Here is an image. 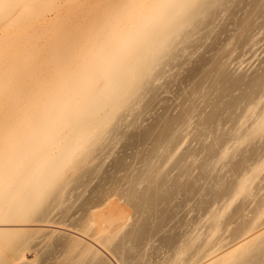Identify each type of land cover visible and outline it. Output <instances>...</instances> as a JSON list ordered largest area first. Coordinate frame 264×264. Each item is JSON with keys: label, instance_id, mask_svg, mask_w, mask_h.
I'll use <instances>...</instances> for the list:
<instances>
[{"label": "bare ground", "instance_id": "1", "mask_svg": "<svg viewBox=\"0 0 264 264\" xmlns=\"http://www.w3.org/2000/svg\"><path fill=\"white\" fill-rule=\"evenodd\" d=\"M213 1L214 3L217 2L216 0ZM210 3H207L206 0H0V42L1 44H6L2 49L3 53L0 52L1 264H19L20 261H23L22 259L26 258L22 253L26 252L27 247L28 250L32 248L31 250L34 253L36 250H33V248L36 247L37 244L39 245V243H36L38 242L37 236L41 233L39 232L37 236V232L31 233L32 235L35 234L36 238H33L30 236L31 234L29 235L30 230L26 228H6L5 226H23L24 224L28 225L30 222L36 221L37 223H49L48 219L53 217V215L47 217L48 214L50 215V209L53 206L58 207L64 203L63 196L66 190H68V193L71 195L70 190L73 192L76 188L72 189L69 181H77L83 177L85 178V175L83 174V176L80 172H84L82 168L84 166L86 167V163L88 162L83 163V161H85L90 153H96L94 152L96 149L93 150L96 143L94 144L91 142L92 138L95 139L96 137H100V140L102 139V130L107 128L108 122L117 114L116 112H118L119 109H124V107H126L125 105L130 103L129 100L132 99L131 102L136 100L135 95L143 86L142 84L146 78L150 79L155 69L159 67L157 64L161 62L162 58L164 60V54L166 56V52L174 47V41L180 39L179 36L182 32H189L193 19L205 14L206 10H208L207 8L212 6ZM203 17L205 16L203 15ZM180 40V43H182L183 39ZM163 60L162 64H164ZM139 94H137V96ZM137 104L134 105L136 106ZM100 131L101 133L99 134ZM97 141L99 145L103 144H100L101 141L98 139ZM101 147L103 148L101 151H104L105 148L103 145ZM98 148H100V146L97 145V150H99ZM164 148L166 149V147ZM93 153L92 158H90L92 160L94 156L96 158L98 157L97 153L94 156ZM89 157L86 161H88ZM159 158L161 157L159 156ZM97 159L94 158V162L90 161L91 163H96L95 161ZM148 162L150 163V161ZM151 162L153 163V160ZM82 163L84 164L82 165L83 167L81 166ZM103 164L104 163H102V166H104ZM157 165L154 163L153 166H147L151 168L148 170L149 175L151 174L150 172H152L151 170H153L152 167H156ZM79 166H81V168ZM160 167L161 166H159V168ZM98 168L102 169L100 166H97L98 171L94 168V172H99L100 170ZM76 170H79V172ZM146 170L143 171V174L141 172L142 170L140 171L141 173L138 172L140 174L138 176V181L137 178H134L137 173L134 174L135 176H133L132 179H136L135 181L137 182H132L130 179L129 182L133 185L135 183V185L132 187L128 186L136 190L138 189L136 185L139 187L143 181L148 184L147 181L155 175L153 176L152 174L147 181L145 179L142 180L140 176L146 178L148 175L145 174V172H147ZM73 171L79 174L78 179H74L77 174ZM70 173L71 176L73 173L75 174L72 178L74 180H70L71 177H68ZM67 177L69 181H67ZM96 177L97 175L93 176L92 179H96ZM247 179L244 177L238 180L239 182H237L236 185H233L230 189L227 188L228 190L225 192L221 191V195H218L220 198L227 196V199L231 201V203L229 202L230 204L227 203L229 208L232 201L235 202V199L237 198L238 200L244 191H248L245 190ZM81 181L83 182L82 179ZM122 183L124 184V182ZM82 185H85V183ZM120 185L121 184H119V186ZM65 186H69V189ZM116 188H118V186ZM126 189L129 190L128 187ZM132 189H130V191L133 192H131V194H137V192ZM117 190L116 193L119 192H117ZM122 191H124V188ZM68 193L65 197L68 196ZM128 193L130 192L128 191ZM128 193L127 196L131 195ZM172 193L168 194L169 197ZM177 193L180 194L179 192ZM183 194L177 196H183ZM73 195L74 194H72V196ZM117 195L119 196L120 194L118 193ZM124 195L125 194L121 195L120 198L123 196L124 200H127L128 197ZM168 195L165 196L168 197ZM244 195L242 196L243 207L240 203L238 206L237 202V204L235 203L236 207L234 204V207L230 208V211L225 214L220 213L219 215V212L215 214L216 211L214 214H211L210 219L212 218V220H210V223L208 222L209 224L206 226V230H201L203 223L200 226L198 225L199 230L198 228H196L197 230H192L193 226L191 228V223L187 225L186 222L188 220H185L187 219L186 217L184 219V216L187 214L186 212L182 217V219H184L183 221H185V227L179 224V227H177V222L175 221L176 224H172L174 232L175 229H180L178 234L175 232L177 235H174L171 241V247L174 246L175 254L173 258L176 260L175 262L172 260L171 264H264V218L262 219L264 208H260V203V206H258L257 203V205H254L255 207L252 206L253 208L248 209V205H244L248 203V201L244 203V199L248 198V196L245 198ZM135 196L136 195L129 197L130 199L128 198L127 201L131 202L135 200V198H137ZM174 196H172V198H174ZM250 196L251 195H249V197ZM167 197L165 199H167ZM169 197L168 201H170ZM184 197H186V195L182 198L186 202L188 195L186 199ZM176 198L179 204L180 200L178 197ZM66 199L67 198L64 200ZM175 199L173 200L175 201ZM76 200L79 199L76 198ZM71 201L72 200H70L72 206H70V203L68 204V201L66 202L67 204H64L72 209L75 208L77 201L76 203L72 201L73 204ZM174 201L166 203L171 204L172 202L174 203ZM126 203L129 205L128 202H125V204ZM137 203L138 206L140 202ZM173 203L171 206L169 205L170 208L173 206ZM136 204L134 205L136 206ZM175 204L177 203L175 202ZM77 205L81 204L79 203ZM111 205H113V203ZM262 205L264 206V204ZM50 206L51 208L49 209ZM106 206L104 211L98 215H94L95 213L93 211L87 213L89 217L86 219V222L88 223H85L86 226L82 225L85 227V229L82 228L85 230H83L84 232H81L82 230H77L78 227H82L79 225L81 223H77L80 222L82 218L79 219V221L78 219L77 221L74 220L79 226L77 227L75 224V229L73 230H77L76 232H81V234L86 236L89 240L91 239L89 241L84 240V238L81 239L79 235H76V237L74 236L72 247H74V252L78 253L80 256L77 258H84L83 260L88 259L87 256L93 252L95 255L93 254L89 257L93 260V263L96 261L95 264H110V262L106 261L104 258L101 259L102 256L98 258L101 259V261L96 260L97 257L95 256L98 255L99 257L102 254L101 249L98 247L101 245L107 247L108 244L105 243L111 239V235H113L114 232H117L116 230H118L116 233L118 234L125 228L130 216L127 215V213L125 214L123 209L119 210L122 211V213H112L113 211L111 212V210H109L112 206L109 208L108 204ZM184 206L185 205L177 206L176 208H183ZM67 207L65 208L66 210L68 209ZM61 208H58V211H60L59 209ZM182 208L180 212L184 211ZM229 208L227 207V209ZM55 209L51 211V214L53 211L56 212ZM61 210H64V208ZM65 211L60 212L63 213ZM67 211L70 212V210ZM164 211L168 213L166 209ZM69 212H66V215H68ZM176 212L180 213L177 210ZM136 213L138 212L136 211ZM140 214L138 216L139 218L141 217ZM61 216L66 218L63 214ZM134 217L136 216L134 215ZM83 218L82 221L85 220L84 216ZM131 218H133V216L130 217V219ZM235 218H240L241 221L238 222ZM66 219L69 220V217ZM182 219L178 220L182 221ZM234 219L239 224H235L237 226H231L234 228L230 229V225L233 223L232 221ZM53 221H55L54 224H59V221L58 223H56L57 220ZM60 221L63 222L64 219ZM201 221L203 220L201 219ZM115 222L117 223V227L113 230L114 232L112 231L111 233L108 229L109 227H113L110 229H114V224H111ZM181 224H184V222ZM197 224L195 225L196 227H198ZM220 224L223 226H220ZM188 226H190L191 230ZM89 230L92 232L90 231L88 234ZM228 231L229 233L225 235V232ZM229 235L230 237L232 236V238L228 237L231 239L228 241L227 236ZM52 236L56 237V235L52 234L49 238H52ZM29 237L36 239L35 246L33 245L34 240H32V238L29 239L30 241H28V243L32 242L33 245L30 249L29 245L26 244ZM39 237H41L40 234ZM62 238H57V240L55 238V241L54 239L50 240L52 242L54 241V244L59 245L60 242L62 243L64 239H67L66 237L61 241ZM225 239L229 243L224 244L226 243H223ZM23 240H26L24 243L27 245V247L24 246L26 247V249H23L25 251L21 250L22 246L17 245V243L15 246L14 242L17 241L20 244ZM58 240H60V242L56 243ZM48 241L49 239L47 242ZM63 242L67 243L68 240ZM70 242L71 241H69V243ZM50 243H48L49 247H51L52 244ZM66 243L63 244L66 245ZM69 243H67V246H69ZM13 245L16 248L20 246V248L18 247V251L16 250L17 252L23 251L21 253L22 256L16 254V251L13 252L19 255V257L21 256L17 260L15 259L16 261L14 260L16 255H14V258H12V256H10V259L8 258L9 252L16 249H12ZM47 245L45 247H47ZM37 247L35 249H37ZM52 247H54V245ZM5 248L6 250L9 249L7 250L8 252ZM54 248L56 249V246ZM107 249L109 250V246ZM206 249L209 251L205 252ZM42 251L40 254H43ZM111 253L114 252H110V254ZM114 254L111 255L115 260L116 257ZM107 255L105 257L109 259L110 257ZM41 256L44 255H40V257ZM50 256H52V254L49 255V258ZM92 256H94V258ZM53 257L55 256L53 255L52 258ZM46 258L49 259L48 257ZM52 258L50 259L53 260L54 258ZM8 259L9 262L7 261ZM37 259H40L36 260L37 263L41 260L46 261L39 257ZM91 260H85V262H91ZM116 260H121V257ZM123 260L122 258V262H124ZM25 261L22 263L28 264L29 262V264H31L32 262V264H34L35 260L32 258L27 262ZM68 261H70V263L66 261L67 264H71V260ZM103 261H106V263ZM170 261L168 264H170ZM46 262L48 263V261ZM56 262L57 260L53 263L59 264ZM62 264H64V262H62ZM114 264L120 263L114 262Z\"/></svg>", "mask_w": 264, "mask_h": 264}, {"label": "rangeland", "instance_id": "2", "mask_svg": "<svg viewBox=\"0 0 264 264\" xmlns=\"http://www.w3.org/2000/svg\"><path fill=\"white\" fill-rule=\"evenodd\" d=\"M211 1L213 0H206L207 3ZM216 1L215 3L214 1L210 3L212 6L208 7V10L203 14L205 17L200 15L193 19L191 23L192 28L189 26V32H182L179 36L180 39H183L182 43H180L181 40L179 38V40L177 39L178 41H174L175 43L173 44L175 45L171 48L172 51L171 49L168 50L169 53L166 52L167 55L165 56L164 54L163 56L165 57L164 60L162 58L164 64H162L161 60V62L157 64L159 67H156L157 69H155L153 75L150 76L151 80L146 78L142 84L143 86L139 89V92L141 91L140 94L138 92L137 94L139 95L137 96L136 94V98L134 97L136 99L134 100L135 102H131L132 99L129 100L130 103L127 102L128 104L125 105L126 107H124V109L121 108V110L119 109L118 112H116L117 114H115L116 116L114 115L108 122L106 126L108 130L107 128L102 130L103 135H101L104 138L101 136L102 139L100 140V137H96L101 141L100 144H103L99 145L97 139L92 138L91 142L94 144L96 143L93 150L96 149L94 152L97 153L99 158L97 157V159L94 156L96 153L92 152L94 156L93 160L94 158L97 159L95 161L96 163H91V161L94 162L90 159L92 158V153L88 155V157L91 156L89 157L91 161L89 159L86 161L88 157L83 161V163L88 162L86 163L87 165L85 164L86 167L82 166L84 165L83 163L81 164L84 168H82L84 172L80 173L85 175V178L83 177L84 175H80L85 179L80 177L83 182L81 179H78L79 174L75 173V171L73 172L77 174V176L74 177V173L72 176L71 173L68 175V177H71L70 180L78 179L80 181L77 180L79 183L76 180L69 181L67 177L66 179L70 182V187L72 186V189L76 188L73 192L70 190L71 195L68 193V190L65 189L67 192L65 191V195L63 196L64 203L68 201L69 204L70 200L73 201L74 198L75 200L77 198L79 199L76 200L77 204L80 203L81 205H73L75 208L71 209V207H67V203H62L63 205H61L64 210H61V205L58 204V207H52L56 208H54L56 212L53 211L52 214L51 211L54 209L50 206V215L48 214L47 217H51L52 215L53 217L48 219L43 216L49 220V223L47 220V223L40 222L41 224L37 223V221L30 222L28 225L24 224V227L21 225L5 226L6 228H26L30 230L29 235L37 232V236V234L41 232L39 233L41 237H39V234L37 236L38 242H36V239H33L35 234H33L34 236L32 234L30 235L33 237L31 238L34 240V246L35 242L39 243V245H36V247L38 246L37 249H35L36 247L33 248V250H36L34 253L31 250L33 246L32 242L28 243V241H30L29 239H31L29 237L26 244L29 245V249H31L28 250L27 245H25L24 241L26 240H23L20 244L14 241L15 246L16 243L22 246L21 250L26 249V247L27 249L25 253H22L25 250L17 252L20 246L16 248L13 245L14 247L12 246V249H16H11L12 252H9V259L10 256L14 258L16 254H20L21 256L24 254L26 258L24 257L25 259H22L23 261H20L21 263H24L25 260V262H27L33 258L35 264L37 263L36 260H40L37 259L38 257L41 259H43L44 256L45 258H49V255L52 254V256H55L53 257L54 259L50 256L53 260L44 258L48 263L41 260V264L43 262H46L43 264H55L53 262L56 260V263L59 264H62V262H64V264H67V262L70 263L68 260H71V264H95L96 261L93 263V260L89 258L94 254L93 252L87 256L88 259H85L91 260V262H85V260H83L84 258H77L80 256L78 253L74 252L72 241L76 235H79L81 239L84 238V240H89L86 236L81 234V232L85 231V227L82 225L88 223L86 222V219L89 217L87 213L93 211L95 213L94 215H98L104 211V208H106L108 204V208L112 206L109 209L111 212L113 211L112 213H122V211L119 210L123 209L125 214L127 213L130 217L133 216V218L130 219L129 217V221H127L128 224L126 223L125 228L123 227L124 229L122 228L123 230H121L122 234L121 232L116 234L118 230H116V233L113 231L117 227L116 222L111 224H114V229H110L113 227L106 225L109 227L108 230L114 233L111 235V239L105 243L108 244L109 250L107 249L108 246L103 247L101 245L98 247L101 249L103 255L101 253H99L101 254L99 257L96 255L97 261H101V259L104 258L106 261L110 262V264H114V262L120 264H168L171 260V264L172 260L174 262L176 261L175 258H173L175 254L174 246L171 247V241L174 235L178 234L180 229H175L177 233L175 234L172 226L175 225L176 222L177 227H179V225L185 227V221L183 220L186 217L187 219L185 220L189 221L186 222L187 225L191 223V228L193 226L192 230H197L196 228L199 230V226L202 225V223L203 226L201 230H206V226L210 223V220H212V218L210 219L211 214H214L215 211V214H217V212H219V215L220 213L225 214L229 212L230 208H233L234 204H237V202L238 206L240 203L243 207L242 196L244 194L245 198L248 196V198L251 199H244V203L248 201L247 204H244L246 206L248 205V209L253 208L252 206L257 205V203L258 206L261 205L260 208H264L262 205L264 204V0ZM5 46L6 44H1L0 42L1 53H3L2 49ZM154 78L158 79L155 80ZM134 104L137 105L135 106ZM100 133L101 131L99 134ZM97 145L100 146V148H98L100 151L97 150ZM102 145L105 148L104 151H101V149H103L101 147ZM164 147H166V149ZM159 156L161 158H159ZM155 160L158 161L156 162ZM148 161H150V163ZM102 163H104V166H102ZM146 163L149 167L153 166L154 163L156 165L158 164L156 167H152L154 171L151 170L152 172H150V175L148 174V170L151 168H148ZM95 165L98 167L100 166L102 169L98 168L100 171L94 172L95 170L98 171ZM81 166L79 167L81 168ZM159 166L161 167L159 168ZM145 170L147 171L145 174H148L147 176L149 177L146 175V178L140 176L142 180L145 179L147 181L152 174L155 176L147 181L148 184L143 181V184L141 183L139 187L136 185L138 188L136 190L135 188H133L134 190L130 188L135 185V183L133 185L129 182L130 179L132 182H137L139 179L138 176L140 175L138 172L141 171L143 174ZM77 172H79V170ZM134 174H136V176ZM96 175V179H92L93 176ZM133 176L137 178V181H135L136 179H132ZM73 177L74 179H72ZM244 177H246V179L249 178L247 179V186L245 187V190L248 191H244L243 194L240 195L241 200L240 198L238 200L236 198L235 202L232 201L229 208L227 205L230 204L231 201L227 199V196L224 197L222 195L223 198H220L218 195H221V191L225 192L233 185H236V183L239 182L238 180ZM122 182H124V184ZM80 183H85V185ZM119 184L121 185L119 186ZM117 186L121 190L116 188ZM65 187L69 189V186ZM127 187L129 190L126 189ZM123 188L124 191H122ZM130 189L136 191L137 194H131L132 191H130ZM116 190L117 192L119 191V196ZM128 191L130 193H128ZM170 192L173 193L169 197L168 194H171ZM177 192L181 195L184 193L186 197L188 195L187 199L184 197L186 202L182 199L185 195L177 196L180 195ZM67 193L68 196L65 197ZM127 193L131 195L127 196ZM72 194L74 195L72 196ZM123 194L128 198L134 195H136L135 197L137 198L140 197L138 199L134 197L135 200H130L131 203L127 201L128 198L127 200H124L123 196L120 198ZM165 195H168L170 201H168V197ZM249 195L252 197H249ZM172 196H174V198H172ZM64 197L69 200H64ZM166 197L167 199H165ZM176 197L179 198L181 204L180 201L178 204ZM173 199H175V201ZM75 200L73 202L76 203ZM171 201H174V203L172 202L173 206L170 208L169 205L171 206L172 203H167ZM125 202H128L129 205L127 203L125 204ZM137 202H140L138 206ZM175 202L177 204H175ZM112 203L113 205H111ZM134 204H136L137 207ZM182 204L185 205L183 208L181 207L184 211L180 212L181 208L176 207L183 206ZM70 206H72L71 203ZM66 207L70 212L65 209ZM227 207L229 209H227ZM58 208H61L59 209L60 211H66L62 213L58 211ZM164 208L168 213H165ZM176 210L180 213L176 212ZM136 211L138 213H136ZM66 212L70 214L68 213V215H66ZM184 213L186 216H184ZM59 214L65 215L66 218L69 217V220ZM139 214L141 215L140 218L138 217ZM134 215L136 217H134ZM83 216L85 217L84 221H82L84 219ZM183 216L184 219H182ZM81 218L82 220L77 222L78 224L81 223L79 225L82 227L79 228V225H77L75 221H77V219L79 221ZM263 218L264 215L262 219ZM61 219H64V223L60 221ZM178 219H182V221ZM201 219L203 221H201ZM235 219H237L238 222L241 221L240 218ZM53 220H57L56 223L59 221V224H54L55 221ZM190 220H194V223ZM234 220L230 225V229L234 228L231 226H237L239 224ZM179 221L181 223L184 222V224H181ZM75 224L78 227H76L77 230H82L81 232L73 230L75 229ZM196 224L199 226L196 227ZM220 226L223 225L220 224ZM188 227L191 230L190 226ZM90 231L91 230L88 231V234ZM228 233L229 231L225 232V235ZM52 234L56 235V237L52 236V238H49ZM62 237H67V239L63 240ZM228 237H230V235L227 236V238ZM55 238L56 240L57 238H62L61 241L68 240L67 243L71 241L69 243L71 248L67 246L66 242L62 241L61 243L60 240L56 242H60L59 245L54 244ZM230 238H232V236ZM230 238H228V241ZM46 239H49V241L47 242ZM50 239H54V241L52 242ZM228 241L225 239L223 243L226 242L224 244H227L229 243ZM48 243L51 244V247H49ZM63 243H66V245ZM46 245L47 247H45ZM53 245L54 247L56 246V249L52 247ZM6 251L5 253L7 254L8 251ZM14 251L17 253H13ZM41 251L43 254H40ZM109 251L115 253L111 254H114L116 259L121 257V260H114V257ZM208 251L207 249L205 250V252ZM40 255L44 256L40 257ZM106 255L110 257L111 260L110 258H106ZM101 256L102 258L98 259ZM20 257L16 255L14 260ZM92 257L94 258V256ZM122 258L124 262H122ZM9 259L7 260L8 262ZM106 261L103 262L106 263ZM20 262L19 264H21ZM40 262L37 264H40Z\"/></svg>", "mask_w": 264, "mask_h": 264}]
</instances>
